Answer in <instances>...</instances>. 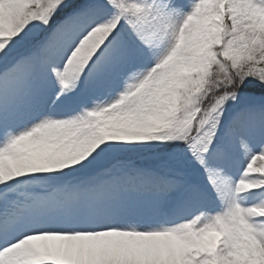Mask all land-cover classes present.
I'll return each mask as SVG.
<instances>
[{
    "label": "snow or ice",
    "instance_id": "snow-or-ice-1",
    "mask_svg": "<svg viewBox=\"0 0 264 264\" xmlns=\"http://www.w3.org/2000/svg\"><path fill=\"white\" fill-rule=\"evenodd\" d=\"M0 264H264V0H0Z\"/></svg>",
    "mask_w": 264,
    "mask_h": 264
}]
</instances>
